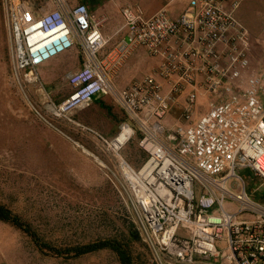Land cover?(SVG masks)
<instances>
[{"label":"built area","instance_id":"2783aa9c","mask_svg":"<svg viewBox=\"0 0 264 264\" xmlns=\"http://www.w3.org/2000/svg\"><path fill=\"white\" fill-rule=\"evenodd\" d=\"M174 1L150 16L124 5L126 36L99 56L104 18L88 4L2 0L13 72L43 87L38 68L79 48L82 65L66 75L70 93L57 102L45 91L44 108L79 126L75 110L100 95L123 109L111 139L82 127L119 156L138 136L146 158L135 167L120 156V171L157 264H264V202L236 172L264 181V31L255 38L239 19L240 0H188L178 15ZM139 48L157 66L118 88L114 74ZM182 95L184 123L169 127L164 120Z\"/></svg>","mask_w":264,"mask_h":264},{"label":"rangeland","instance_id":"374dc122","mask_svg":"<svg viewBox=\"0 0 264 264\" xmlns=\"http://www.w3.org/2000/svg\"><path fill=\"white\" fill-rule=\"evenodd\" d=\"M168 1L137 0L135 5L150 16ZM240 1L239 19L260 38L264 0ZM172 5L171 11H179L185 1L175 0ZM89 7L96 12L95 6ZM11 47L0 0V206L10 216H0V264H157L138 228L131 198L123 190L119 154L84 129L86 123L78 121L79 126L44 108L45 91L57 102L70 93L66 75L82 64L79 48L38 68L40 77L57 70L53 82L45 78L41 87L13 72ZM136 51L126 62L135 66L134 80L151 73L158 63L143 48ZM199 101L206 104L208 99ZM184 103L182 95L164 120L167 126L184 123ZM138 139L120 151L135 167L147 156ZM236 172L251 196L264 202V181L245 168Z\"/></svg>","mask_w":264,"mask_h":264},{"label":"crops","instance_id":"0c3cea01","mask_svg":"<svg viewBox=\"0 0 264 264\" xmlns=\"http://www.w3.org/2000/svg\"><path fill=\"white\" fill-rule=\"evenodd\" d=\"M129 1L130 0H74V3H86L90 6H95V13L98 16L104 18V26L102 30L105 37L108 39V42L106 48L101 52V55L109 50L120 39L126 36L128 29L122 16L121 8L129 3L130 5L137 4V0H135L134 3H131ZM184 1L186 6L188 0ZM185 6H181L179 11L181 12L185 8ZM179 11L173 10L172 12H175L174 15H178L180 13ZM54 70L55 71H51L48 74L42 75V80L46 78V81L53 82V75L57 72L56 68H54ZM118 71L119 73L117 74V76H114V78L112 79L113 84H116L118 88L123 87V85L127 86L134 80L133 75L136 70L135 66H133L131 63L126 64L125 67L122 66ZM123 77L125 78L124 82ZM73 118L81 123H86V126L93 128L99 133L101 132L103 136L111 139L115 135H117L119 131V125L124 119H126V115L120 105L115 101L113 96H111L110 94H103L93 99L89 106L85 108H78L77 110H75V112L73 113ZM94 138H96V136H94Z\"/></svg>","mask_w":264,"mask_h":264},{"label":"bare ground","instance_id":"6f19581e","mask_svg":"<svg viewBox=\"0 0 264 264\" xmlns=\"http://www.w3.org/2000/svg\"><path fill=\"white\" fill-rule=\"evenodd\" d=\"M118 147H119V148L121 147L120 144H117V145L114 147V149H117ZM83 149H84L88 154L93 155V157L95 156L96 159L99 161V158H98V157H97L92 151L86 149L84 146H83ZM120 156H121V155H120ZM100 163H101L102 165L105 166V163H104L102 160H100Z\"/></svg>","mask_w":264,"mask_h":264},{"label":"trees","instance_id":"16d2710c","mask_svg":"<svg viewBox=\"0 0 264 264\" xmlns=\"http://www.w3.org/2000/svg\"><path fill=\"white\" fill-rule=\"evenodd\" d=\"M0 216L6 219L10 217L9 212L5 207L0 206Z\"/></svg>","mask_w":264,"mask_h":264}]
</instances>
